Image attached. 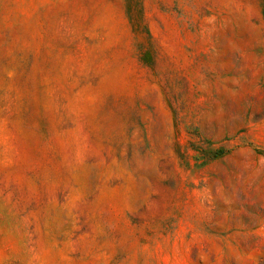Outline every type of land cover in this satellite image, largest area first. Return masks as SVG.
<instances>
[{
	"label": "rangeland",
	"instance_id": "1",
	"mask_svg": "<svg viewBox=\"0 0 264 264\" xmlns=\"http://www.w3.org/2000/svg\"><path fill=\"white\" fill-rule=\"evenodd\" d=\"M0 264H264V0H0Z\"/></svg>",
	"mask_w": 264,
	"mask_h": 264
}]
</instances>
